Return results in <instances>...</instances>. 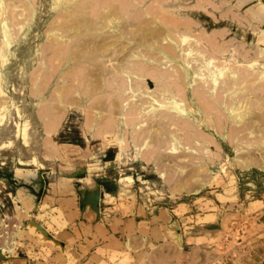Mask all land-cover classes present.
Wrapping results in <instances>:
<instances>
[{"label": "rangeland", "instance_id": "1", "mask_svg": "<svg viewBox=\"0 0 264 264\" xmlns=\"http://www.w3.org/2000/svg\"><path fill=\"white\" fill-rule=\"evenodd\" d=\"M2 54L3 264H44L28 221L74 229L60 220L83 188L109 226L168 208L264 264V0H0Z\"/></svg>", "mask_w": 264, "mask_h": 264}, {"label": "crops", "instance_id": "2", "mask_svg": "<svg viewBox=\"0 0 264 264\" xmlns=\"http://www.w3.org/2000/svg\"><path fill=\"white\" fill-rule=\"evenodd\" d=\"M18 172L16 171V174H19ZM80 195H82L80 199L72 196L67 198L74 199L75 203H68L69 206L64 207L65 217L60 220L63 226L74 227V229L70 228L71 231L66 228V230L61 229L60 235L54 234L41 228L42 225L37 221H28L27 225L30 227L26 229V235L34 237L35 242L42 240L46 249L42 251L43 261L39 260V262L44 264L130 263L127 253L131 245L125 246L121 240L116 239L117 232L121 231L120 237L138 239L135 247L139 249V254L135 258L137 264H230L231 260L236 264L238 258L224 249L226 246L225 243L222 244L223 240L212 238L204 231L197 234L187 232L173 210L166 208L148 215L146 209L142 208L140 210L144 213L143 217H138L136 212L125 218H113L112 224H116L114 227L109 226L100 215L97 190L83 188ZM63 232H67L66 234L73 238L74 244L71 247ZM248 239L250 243L257 240L252 234ZM250 255L253 256L251 252ZM4 259L0 256V264L6 263ZM13 262L26 264L28 259L16 258Z\"/></svg>", "mask_w": 264, "mask_h": 264}, {"label": "bare ground", "instance_id": "3", "mask_svg": "<svg viewBox=\"0 0 264 264\" xmlns=\"http://www.w3.org/2000/svg\"><path fill=\"white\" fill-rule=\"evenodd\" d=\"M10 45V44H9ZM173 54V53H172ZM2 56L4 57V56H6V54H2L1 56H0V60H1V58H2ZM5 58V57H4ZM206 63V62H205ZM212 62L211 61H207V63L206 64H203V65H201L198 69L199 70H201V68L203 67V66H205L208 70H209V74L208 75H210V77L211 78H213V80H215V81H217V78H218V76H221L223 73H224V70L225 69H220V68H217L216 70H212L211 68H210V64H211ZM228 69V68H227ZM226 73V72H225ZM224 75V74H223ZM233 75V79H231L230 78V81L231 82H233V86H232V88H234V85L236 86V82H237V75L236 74H232ZM208 79V78H207ZM206 79V80H207ZM209 83V82H208ZM214 85V84H213ZM216 86V85H215ZM214 86V87H215ZM230 88V87H229ZM235 91V90H234ZM237 91V90H236ZM236 91H235V93H236ZM156 100V99H155ZM171 103H172V106H171V109H175V111H177L176 113H177V115L179 116L178 117V119L180 118V119H183L185 116H183V113H184V111L185 110H183V109H181L180 108V106H179V104H178V101L176 100V98H173V100L171 101ZM164 107V106H163ZM153 112H156V109L153 111ZM156 114V113H155ZM159 114V113H158ZM167 116H171V119H176L177 117H176V115L175 114H166ZM157 116V115H156ZM154 117H155V115H154ZM176 117V118H175ZM152 118H153V116H152ZM186 118V117H185ZM184 120V119H183ZM139 137V136H138Z\"/></svg>", "mask_w": 264, "mask_h": 264}]
</instances>
